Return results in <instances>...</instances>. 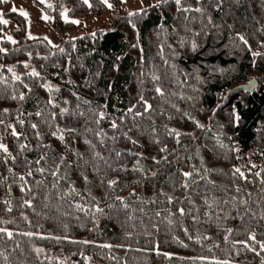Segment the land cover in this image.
<instances>
[{
  "label": "trees",
  "instance_id": "16d2710c",
  "mask_svg": "<svg viewBox=\"0 0 264 264\" xmlns=\"http://www.w3.org/2000/svg\"><path fill=\"white\" fill-rule=\"evenodd\" d=\"M158 3L66 37L62 13L106 4L35 0L57 47L4 14L19 31L0 41V264H264V0Z\"/></svg>",
  "mask_w": 264,
  "mask_h": 264
},
{
  "label": "rangeland",
  "instance_id": "374dc122",
  "mask_svg": "<svg viewBox=\"0 0 264 264\" xmlns=\"http://www.w3.org/2000/svg\"><path fill=\"white\" fill-rule=\"evenodd\" d=\"M35 0H8L7 3H2V7L0 8V13L3 14L2 19H5L8 21V24L5 25L3 23H1L3 25V30H0V41H10V42H17L18 40L15 38V34L18 33L19 31V27H17V25L12 22L11 20L4 18V14L6 13H14L16 15H19L18 12H12L11 9L13 6H15L17 9H23L25 10L27 13H29V19L26 20L23 16L19 15L21 18L24 19L25 21V37L27 39H35V38H41L46 40L52 47H57L59 42H60V35L56 34L55 31L53 30V27L50 26L51 22L53 21V17L51 14H45L41 9H39L35 4H34ZM39 1V0H38ZM137 1V0H135ZM151 3L156 4L158 2H161L162 0H150ZM46 2V0H45ZM140 4H141V8L138 10H133V8L136 5H131L129 6V2L127 1V3H121V0H115L112 4V8L109 9L108 7L105 8V11L100 14L98 17H92V16H86V15H82L80 17H68V21L71 20H78L79 24H73L71 22H65L64 16H62V19L65 23H69L73 26L72 30H68L66 29V37H76L81 35L82 33H87V32H91L94 30H98V29H103L106 27H109L111 25V21L113 20V18H116L119 14H124V15H129L130 12H140L144 7H143V2L141 3V0H139ZM52 8V7H51ZM65 14V13H64ZM43 15H47L49 17V19L47 21L41 19V17ZM66 15V14H65ZM30 21V24H29ZM40 24H39V23ZM70 29V28H69ZM29 34L31 35V37L34 38H29ZM9 37L11 39H9ZM45 37H47V39H45ZM63 37V36H62ZM255 52V51H254ZM33 68L29 67L26 69V72L29 73H33ZM44 89L48 90V92L53 93L54 90L57 88L56 85L52 84V82H45L43 84ZM11 126V124H10ZM12 128V127H9ZM13 131H15L13 128L11 129V136H17V135H13ZM16 132V131H15ZM17 134V132H16ZM9 135V136H10ZM2 145L6 146L5 144L1 143ZM3 150V149H2ZM251 161V158H250ZM253 161V160H252ZM251 163V162H250ZM254 164L252 163V165L250 167H254ZM248 167V170L249 168ZM2 193L0 192V198L2 197Z\"/></svg>",
  "mask_w": 264,
  "mask_h": 264
},
{
  "label": "snow or ice",
  "instance_id": "6c2138e0",
  "mask_svg": "<svg viewBox=\"0 0 264 264\" xmlns=\"http://www.w3.org/2000/svg\"><path fill=\"white\" fill-rule=\"evenodd\" d=\"M7 2H8V0H0V3H7ZM39 2L43 4V3H45V0H39ZM102 2L105 3L106 6H107L109 9H111V8L113 7L112 4L108 3V0H102ZM142 2H143V0H141V3H142ZM162 2H163V3H167L168 0H162ZM198 2H199V0H198ZM84 3L87 4V3H88V0H84ZM121 3H127V0H121ZM175 3L179 6V5L182 4V0H175ZM89 6H91V5H89ZM159 6H160V3H157L156 5H151V7H159ZM48 7H51V5L49 4ZM178 10H183V11H185V12H188L190 9L187 8V7H184V8H182V9H179V8H178ZM11 11H12V12H18L19 15L23 16L26 20L29 19V13H27V12H26L25 10H23V9H17L15 6H13L12 9H11ZM194 11H196V12H202V9H201V8H195ZM142 12H143V10H141L140 12H130V13H129V16L141 15ZM2 16H3V14L0 13V23H3V24H5V25H7V24H8V21L5 20V19H2ZM62 16H64L65 22H71V23H73V24H79V21H78V20H71V21H68V17H67L64 13H62ZM41 19L47 21V20L49 19V17H48L47 15H43V16L41 17ZM29 24H30V21H29ZM93 35H95V34H93ZM29 38H34V37H31V35L29 34ZM9 39H11V38L9 37ZM45 39H47V37H45ZM239 39H240L241 41H243L245 44L247 43V41L244 39L243 36H240ZM13 43H15V41H13ZM134 47H135V45H134ZM195 47H196V45L194 44V45H193V48L195 49ZM0 51H3V49H0ZM61 51H63V49H61ZM257 55H258V54H257ZM32 75H34V76H38L39 74L36 73L35 71H33ZM17 79H18V78H17ZM154 79L158 80L159 77H154ZM250 86L254 87V86H255V85H254V82L251 83ZM156 92H157L159 95H163V92L161 91V89H160L159 87L156 88ZM14 98H15V97H14ZM20 99H24L23 95L20 96ZM140 100H141V102H143V104H144V106H145V107H144V111H145V112L151 110V107H152V106H151L150 104H148L147 101L144 100L143 96L140 97ZM5 111H7V110H5ZM128 111H129V112H132V111H133V108H129ZM39 114H40V113H37V115H39ZM141 114H142V113H139V112L136 113V115H141ZM100 119H104V114H103V113H100ZM194 122H195V121H194ZM195 123H197V126H198V127H202L201 125H199L198 122H195ZM32 127L35 128L36 125H32ZM112 127H113V128H116V127H117V125H116L115 122H113ZM66 130L69 131V132H75V129H72V128H69V129H66ZM60 131L62 132V131H64V130H60ZM170 133H174L175 136H176L177 138H178L179 135H180V133H179V132H176L174 129H173V130H170ZM13 135H17L15 131H13ZM54 135H55V133H54ZM125 135H127V134L125 133ZM58 138H59L61 141L64 140V136H63L62 134H61ZM132 142H133V143H136V141H132ZM157 142H158V141H157ZM0 149H3V151H4L5 153H7V151H8L7 147L4 146V145H2V144H0ZM161 150H162V151H166V149H161ZM97 155H99V154H97ZM117 155H119V153H117ZM100 158L103 159V157H100ZM154 159H155V158H154ZM37 163H39V161H37ZM39 171L43 172L44 169L41 168V169H39ZM235 171H236V172H240V169L237 168ZM29 174H31V173H29ZM153 175H155V173H154ZM183 175L186 176V177H189V176H191V173H187V172H185ZM240 175L243 176L244 174L241 172ZM20 179L23 180L24 177L21 176ZM85 179H87V178H85ZM102 183H103V181H102ZM116 183H117V181H115V180H112V181H109V182H108V184H109L110 187H111L112 185L116 184ZM184 187H187V184H185ZM72 191L75 192V189L73 188ZM169 202H171V198H169ZM26 203L28 204L29 207H31V203H30V202H27V201H26ZM121 203L123 204V201H121ZM77 207H79V206H77ZM123 207L126 209L128 206H127L126 204H123ZM209 207H211V205H209ZM96 210H97V211H102V209H99V208H97ZM179 213H180V215H184V214H185V210H184L183 208H181V209H179ZM3 231H6V230H4V229H0V232H3ZM230 231H231V230H229V233H230ZM6 234L9 236V238H11L12 233L7 232ZM29 235H31V234H29ZM54 238H55V239H60V237H54ZM225 239H227V237H225ZM249 239L252 240V241H255V240H256V237H255L254 234H252V235L249 237ZM72 242H73V243H76L77 241H72ZM80 243H88V241H80ZM104 247H111V246H110V245H105ZM245 247H248V244H247V243H245ZM260 247H261V250L264 251V243H261ZM37 251L39 252V251H42V250H41V249H37ZM257 254H259V253H257Z\"/></svg>",
  "mask_w": 264,
  "mask_h": 264
},
{
  "label": "water",
  "instance_id": "95a60500",
  "mask_svg": "<svg viewBox=\"0 0 264 264\" xmlns=\"http://www.w3.org/2000/svg\"><path fill=\"white\" fill-rule=\"evenodd\" d=\"M253 82H254V85H255L254 87L250 86L251 83H253ZM255 87H256V81L255 80H251L247 84H243V85H240V86H237V87L233 88L232 90H230L228 92V95L232 94V93H235V92H239V91L250 93Z\"/></svg>",
  "mask_w": 264,
  "mask_h": 264
},
{
  "label": "crops",
  "instance_id": "0c3cea01",
  "mask_svg": "<svg viewBox=\"0 0 264 264\" xmlns=\"http://www.w3.org/2000/svg\"><path fill=\"white\" fill-rule=\"evenodd\" d=\"M128 2H129V6H131V5H136L134 8H133V10H138V9H140L141 8V4H140V2H139V0H137V1H135V0H127Z\"/></svg>",
  "mask_w": 264,
  "mask_h": 264
}]
</instances>
